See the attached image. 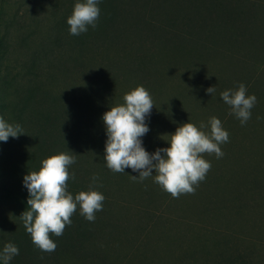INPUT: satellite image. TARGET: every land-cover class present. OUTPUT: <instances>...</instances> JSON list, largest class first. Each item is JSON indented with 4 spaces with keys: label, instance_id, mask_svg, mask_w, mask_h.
<instances>
[{
    "label": "trees",
    "instance_id": "16d2710c",
    "mask_svg": "<svg viewBox=\"0 0 264 264\" xmlns=\"http://www.w3.org/2000/svg\"><path fill=\"white\" fill-rule=\"evenodd\" d=\"M77 2L83 0H16L12 5L25 6L10 17L0 9V117L23 134L0 142V211H9L0 213V252L8 243L18 247L9 264H114L119 247L130 252L127 264H264V189L247 188L244 205L230 207V214L259 216L248 229L201 215L204 204L195 201L184 208L168 193L160 211L154 172L141 182L130 168H107L102 120L142 86L154 106L141 138L149 154L169 147L177 127L199 129L213 116L229 139L243 128L259 143L264 42L255 19L264 17V0H99L96 27L72 36L67 19ZM240 84L257 98L244 125L220 96ZM60 153L76 160L67 191L105 199L94 222L78 206L62 236L50 234L57 247L46 253L19 218L29 198L23 177ZM254 171L264 176V161Z\"/></svg>",
    "mask_w": 264,
    "mask_h": 264
},
{
    "label": "clouds",
    "instance_id": "9594fccd",
    "mask_svg": "<svg viewBox=\"0 0 264 264\" xmlns=\"http://www.w3.org/2000/svg\"><path fill=\"white\" fill-rule=\"evenodd\" d=\"M99 0H83L74 5L72 15L67 19L69 34L79 36L88 31V26L96 27L100 16ZM215 86L209 87L206 94L212 95ZM247 89L240 84L235 91L226 90L220 94L223 102L240 120L241 125L251 118V109L256 104L255 95H246ZM124 103L110 108L102 120L107 140L104 161L108 169L115 173H124L130 168L139 175L131 176L141 182L154 176V183L171 195L179 198L182 194H194L195 187L205 179L211 168L203 154H215L221 158L224 153L220 145L227 143L229 134L222 127L221 121L211 117L207 124L201 122L199 129L192 123L177 127L168 135L170 145L149 154L142 147L141 138L149 131L145 118L153 106L149 92L142 86L125 94ZM210 128V131L202 129ZM22 134L19 125L7 123L0 117V142H7L9 137ZM76 162L75 155L60 153L41 161L38 172L28 173L23 177V186L27 189L28 208L19 217L32 243L42 252L52 253L57 244L50 238L62 236L66 225H71L70 217L79 206L80 215L87 221H95V213L103 210L105 197L97 191L80 192L73 197L67 191L70 179L68 168ZM74 179V175L71 177ZM97 178L93 177V181ZM19 255L16 245L8 243L0 252V261L9 264Z\"/></svg>",
    "mask_w": 264,
    "mask_h": 264
},
{
    "label": "rangeland",
    "instance_id": "374dc122",
    "mask_svg": "<svg viewBox=\"0 0 264 264\" xmlns=\"http://www.w3.org/2000/svg\"><path fill=\"white\" fill-rule=\"evenodd\" d=\"M15 1L0 0V9L4 7L8 17L12 16L16 10L21 12L25 6L24 4L19 9L18 6L12 5ZM255 21H257L256 33L259 35L258 40L264 42V17H260L259 14ZM120 93L121 91L117 92L118 95ZM231 126L232 124L229 126V130ZM238 132L239 136L228 139L227 143L220 145L224 153L221 158H217L214 153L203 155V158L211 164L210 170L207 172L205 179L199 182V185L195 188L197 194H182L178 198V202L184 208L187 204L192 205L194 201L197 202L199 208L204 204L201 215L210 214L213 217L221 216L223 218L226 216L230 220L228 221L230 224H235L236 227L238 226L237 228L243 230L251 228L252 225L255 226L259 216L253 213L249 215H241L237 212L230 214V207L244 205L239 201V198L247 188H259L261 192L264 189V176L254 171L264 161V130L260 128L257 132L259 133L257 138L259 143L252 137L245 135L243 128ZM160 193H163V196L158 197L157 200L160 204V211H163L167 201V193L162 189H160ZM0 213L3 215L9 213V211L8 209H2ZM129 257L130 252L127 251L126 247H119L113 256L114 264H127ZM116 259L119 260L116 262Z\"/></svg>",
    "mask_w": 264,
    "mask_h": 264
}]
</instances>
